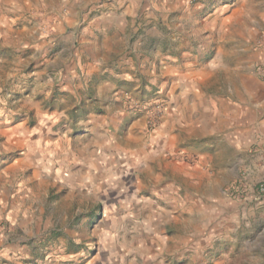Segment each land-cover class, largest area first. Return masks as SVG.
<instances>
[{
	"label": "clouds",
	"instance_id": "clouds-1",
	"mask_svg": "<svg viewBox=\"0 0 264 264\" xmlns=\"http://www.w3.org/2000/svg\"><path fill=\"white\" fill-rule=\"evenodd\" d=\"M29 8L38 22L0 41L16 56L10 75L43 63L21 106L34 115L0 145L18 153L0 169V264H24L27 241L53 233L76 244L95 237L110 260L118 245L121 264L131 253L127 264H164L165 256L188 264L190 249L213 242L224 246L213 264H264V0L205 18L195 34L206 48L181 52L158 87L149 86L153 72L143 89L137 81L135 99L119 103L106 77L134 80L136 0H36ZM77 33L91 34V59L67 46ZM117 65L129 70L117 74ZM50 68L58 71L39 81ZM69 75L80 83L64 84ZM58 83L75 99L51 109L35 100ZM228 151L238 167L222 162Z\"/></svg>",
	"mask_w": 264,
	"mask_h": 264
},
{
	"label": "rangeland",
	"instance_id": "rangeland-1",
	"mask_svg": "<svg viewBox=\"0 0 264 264\" xmlns=\"http://www.w3.org/2000/svg\"><path fill=\"white\" fill-rule=\"evenodd\" d=\"M36 0H0V41L6 31L17 32L24 28H32L39 20L32 15L30 4ZM109 6L118 3V0H106ZM139 5L138 14L135 21L137 31L135 33L129 29L131 41L137 44L141 55L137 58L132 56L131 69L135 72L133 81L116 80L114 76L106 77L111 83L117 85L119 95L113 97V103H119L120 99L127 94H131L135 99L137 81L140 88L149 83L152 79V73H156V85H149L154 89L159 86L163 79H167L163 73L165 69L174 68L173 61L181 56V52L191 51L193 54L197 49L207 47V42L198 37L196 29L205 22V18L212 19L220 16L218 10L226 8L223 17H228L234 9L241 7L242 0H136ZM125 5L128 0H124ZM75 48L72 51L78 52L83 58L91 59L96 50L93 47V38L91 34L77 33L75 37L70 38L67 46ZM29 51H32L29 49ZM194 58L185 55L184 59ZM16 56L11 49H0V145H3L7 130L19 123L25 115L32 117L34 109L27 110L22 108L27 102V97L36 88L38 78L33 74L43 67L40 59L13 72V61ZM129 66L125 65L122 69L119 65L113 67V71L121 74L122 71H128ZM58 69L50 68L46 75L39 77V81L46 80L49 75H53ZM69 87L78 85L79 79H73L69 75L63 81ZM77 95H86L80 88L75 89ZM106 94H111V90H106ZM62 99L72 100L75 97L69 93L61 92L60 84L53 87L50 97L45 98L43 92L37 93L36 101H42L45 107L55 108L61 104ZM63 106V105H61ZM20 109L19 112L16 110ZM34 120L30 121L34 123ZM18 155L15 152L4 153L0 148V169L6 164H10L12 158ZM227 169L239 166L235 154L228 151L224 153L222 161ZM111 195L115 196V192ZM102 213L103 206H98ZM121 236L125 239L129 237L122 231ZM23 243V242H22ZM93 245L92 248L88 244ZM223 244L213 242L205 245L203 248H195L188 252V264H213V261L221 257ZM26 250L30 254V259L24 261V264H87L93 261L94 264H121L119 255H122L117 245L112 251L118 253L112 257L111 252L100 245L95 237L82 239L79 244L74 243L69 237L60 238L59 234L44 235L33 237L27 241ZM72 255V259H61L60 257ZM134 253L124 258V264ZM99 259H95V257ZM179 259L172 256L164 257V264H174V260ZM160 258L148 260L145 264H159ZM4 264H7L5 261Z\"/></svg>",
	"mask_w": 264,
	"mask_h": 264
}]
</instances>
